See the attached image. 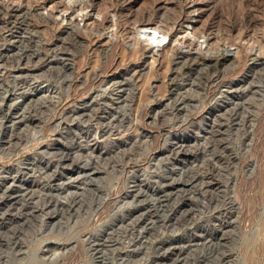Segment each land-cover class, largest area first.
I'll return each mask as SVG.
<instances>
[{
  "label": "rangeland",
  "instance_id": "1",
  "mask_svg": "<svg viewBox=\"0 0 264 264\" xmlns=\"http://www.w3.org/2000/svg\"><path fill=\"white\" fill-rule=\"evenodd\" d=\"M8 253L264 264V0H0Z\"/></svg>",
  "mask_w": 264,
  "mask_h": 264
},
{
  "label": "bare ground",
  "instance_id": "2",
  "mask_svg": "<svg viewBox=\"0 0 264 264\" xmlns=\"http://www.w3.org/2000/svg\"><path fill=\"white\" fill-rule=\"evenodd\" d=\"M82 1V0H81ZM79 2V1H78ZM91 5H92V3L90 4V5H86L85 3H83V2H79V3H75V4H73L72 5V7L71 8H77V9H80V10H85L86 9V12H84L83 14H82V18L84 19V21L85 20H89L91 17H90V15H89V13L87 12V8H90V10H91ZM56 8V7H55ZM54 9V8H53ZM194 9H195V5L192 3V5L189 7V11H187V13H188V16H189V18H191V19H194L195 18V16H194ZM23 17V16H22ZM149 19V18H148ZM47 19H45V21H46ZM178 20V19H177ZM196 22H197V20H195ZM18 22H24V20L23 19H21V16H20V18L18 19ZM146 22V23H145ZM116 23H118L117 22V19L115 20V22H114V25L116 26ZM21 24V23H20ZM19 26V25H18ZM137 26V25H136ZM140 28H148V27H150L149 26V24L147 23V18H146V20L145 21H141L140 22V24L138 25ZM197 27V26H196ZM172 28V27H171ZM193 28V27H192ZM66 29V28H65ZM197 32V31H196ZM167 37V36H166ZM188 180L189 179H187V180H181V179H179V178H173L172 179V182H171V185H174V184H177V183H180V184H183V185H187V183H188ZM261 180H262V178H261ZM159 187V186H158ZM100 190H101V188H100ZM95 196H91L90 197V199H89V206H91L92 205V203L94 202V198ZM24 237H27L26 235H24ZM3 252V251H2ZM13 254H11V253H8V256H7V261H6V264H13L14 263V256H12ZM0 257H1V255H0ZM100 261H101V259H100ZM104 261V260H103Z\"/></svg>",
  "mask_w": 264,
  "mask_h": 264
}]
</instances>
